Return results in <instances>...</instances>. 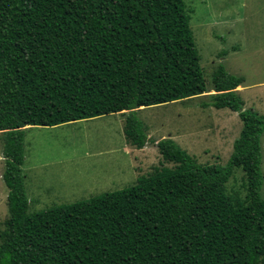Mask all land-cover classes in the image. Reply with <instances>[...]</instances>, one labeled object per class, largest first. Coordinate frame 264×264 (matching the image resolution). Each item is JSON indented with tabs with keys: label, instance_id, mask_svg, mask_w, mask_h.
Here are the masks:
<instances>
[{
	"label": "trees",
	"instance_id": "1",
	"mask_svg": "<svg viewBox=\"0 0 264 264\" xmlns=\"http://www.w3.org/2000/svg\"><path fill=\"white\" fill-rule=\"evenodd\" d=\"M185 0H0V133L9 216L0 264H264V114L221 65L208 86ZM207 94L238 112L227 163L204 164L137 112ZM125 113L127 142L156 168L122 189L30 212L26 129ZM239 168L245 195L228 191Z\"/></svg>",
	"mask_w": 264,
	"mask_h": 264
},
{
	"label": "rangeland",
	"instance_id": "2",
	"mask_svg": "<svg viewBox=\"0 0 264 264\" xmlns=\"http://www.w3.org/2000/svg\"><path fill=\"white\" fill-rule=\"evenodd\" d=\"M208 86L223 65L242 77L237 87L244 107L264 114V0H185ZM154 105L137 112L151 138H173L200 163L226 164L243 122L229 108L204 106L207 94ZM125 113H112L56 126H29L25 138V176L30 212L133 185L142 174L174 166L158 147L127 142ZM264 173V134L262 135ZM0 133V229L9 216L8 188ZM228 191L245 195L244 173L237 168ZM264 197V183L262 186Z\"/></svg>",
	"mask_w": 264,
	"mask_h": 264
}]
</instances>
